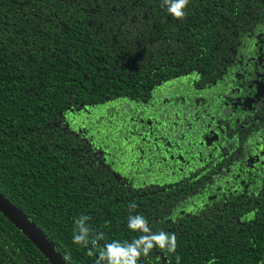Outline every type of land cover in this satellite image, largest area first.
I'll return each mask as SVG.
<instances>
[{
    "label": "trees",
    "instance_id": "obj_1",
    "mask_svg": "<svg viewBox=\"0 0 264 264\" xmlns=\"http://www.w3.org/2000/svg\"><path fill=\"white\" fill-rule=\"evenodd\" d=\"M232 2L190 0L176 19L163 0H0V192L69 264H108L107 244L161 231L176 251L137 264H264V188L205 207L196 171L171 169L150 134L189 104L178 78L218 65L191 50L211 46ZM196 15L209 23L186 41ZM137 215L150 233L128 227ZM82 217L87 247L73 243ZM0 264H51L1 211Z\"/></svg>",
    "mask_w": 264,
    "mask_h": 264
},
{
    "label": "flooded vegetation",
    "instance_id": "obj_2",
    "mask_svg": "<svg viewBox=\"0 0 264 264\" xmlns=\"http://www.w3.org/2000/svg\"><path fill=\"white\" fill-rule=\"evenodd\" d=\"M235 1L220 13L221 29L214 22L211 46L191 50L197 59H217L218 65H199L178 78L188 82L181 90L190 91L189 104L180 103L164 135L154 127L150 131L160 152L155 156L170 159L168 165L184 170L183 177L196 171L192 183L198 187L190 195L205 198V207L256 196L264 188V0ZM193 18L182 31L186 41L189 32L200 34L209 23ZM200 40L198 35L194 41ZM179 96L183 102L185 95Z\"/></svg>",
    "mask_w": 264,
    "mask_h": 264
},
{
    "label": "clouds",
    "instance_id": "obj_3",
    "mask_svg": "<svg viewBox=\"0 0 264 264\" xmlns=\"http://www.w3.org/2000/svg\"><path fill=\"white\" fill-rule=\"evenodd\" d=\"M190 0H163L167 6V11L176 19H184L187 16V6ZM135 206V205H133ZM87 217L77 220L78 234L73 236V243L81 244L85 247L89 244V229L85 226L84 221ZM128 227L133 230H140L144 233H150L147 220L141 216H133L129 218ZM93 247L96 241H92ZM154 246L161 249H167L169 252H175L177 247V238L175 234L169 235L166 232L157 234L144 235L132 243L113 242L106 245L105 250H101L100 259L107 260L108 264H137L141 254L148 256L150 250ZM89 256L94 255L91 249L87 253ZM179 257L177 262L179 264Z\"/></svg>",
    "mask_w": 264,
    "mask_h": 264
},
{
    "label": "water",
    "instance_id": "obj_4",
    "mask_svg": "<svg viewBox=\"0 0 264 264\" xmlns=\"http://www.w3.org/2000/svg\"><path fill=\"white\" fill-rule=\"evenodd\" d=\"M0 211L36 245L51 264H69L43 231L2 192Z\"/></svg>",
    "mask_w": 264,
    "mask_h": 264
}]
</instances>
